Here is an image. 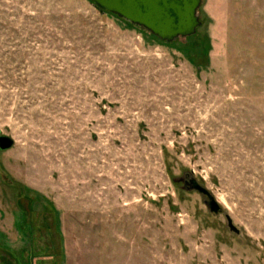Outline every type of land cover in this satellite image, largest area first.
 Wrapping results in <instances>:
<instances>
[{"label":"rangeland","instance_id":"1","mask_svg":"<svg viewBox=\"0 0 264 264\" xmlns=\"http://www.w3.org/2000/svg\"><path fill=\"white\" fill-rule=\"evenodd\" d=\"M198 17L0 0V264H264V0Z\"/></svg>","mask_w":264,"mask_h":264},{"label":"water","instance_id":"2","mask_svg":"<svg viewBox=\"0 0 264 264\" xmlns=\"http://www.w3.org/2000/svg\"><path fill=\"white\" fill-rule=\"evenodd\" d=\"M97 8L113 14L129 24L144 29L168 44L179 38H189L196 34L201 26L198 10L202 0H89ZM14 142L7 137H0V151L13 148ZM190 190L196 191L209 199L211 213L218 214L220 207L207 190L195 181H190ZM229 229L239 231L227 219Z\"/></svg>","mask_w":264,"mask_h":264},{"label":"trees","instance_id":"3","mask_svg":"<svg viewBox=\"0 0 264 264\" xmlns=\"http://www.w3.org/2000/svg\"><path fill=\"white\" fill-rule=\"evenodd\" d=\"M97 9H99V8H97ZM100 11H102L101 9H99ZM102 12H104V11H102Z\"/></svg>","mask_w":264,"mask_h":264}]
</instances>
